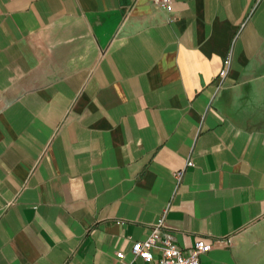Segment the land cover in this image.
<instances>
[{
    "label": "crops",
    "instance_id": "crops-1",
    "mask_svg": "<svg viewBox=\"0 0 264 264\" xmlns=\"http://www.w3.org/2000/svg\"><path fill=\"white\" fill-rule=\"evenodd\" d=\"M162 217L264 264V0H0V264H152Z\"/></svg>",
    "mask_w": 264,
    "mask_h": 264
},
{
    "label": "built area",
    "instance_id": "built-area-1",
    "mask_svg": "<svg viewBox=\"0 0 264 264\" xmlns=\"http://www.w3.org/2000/svg\"><path fill=\"white\" fill-rule=\"evenodd\" d=\"M153 3L167 7L170 0H153ZM224 72L225 70L222 74ZM188 164L194 165L192 161H189ZM180 175L181 173L176 174L177 177ZM165 228V218L162 217L158 223L152 226L147 238L133 243L131 250L134 256L152 264H201V256L213 249L212 244L199 239L190 249L185 250L177 244L173 233ZM153 249L157 250V254L153 252ZM122 256L123 252L117 254L118 258Z\"/></svg>",
    "mask_w": 264,
    "mask_h": 264
}]
</instances>
